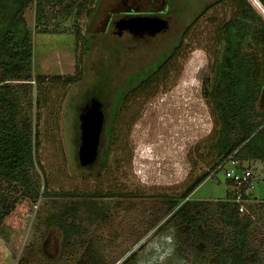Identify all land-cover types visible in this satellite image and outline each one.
Returning <instances> with one entry per match:
<instances>
[{
  "label": "rangeland",
  "instance_id": "rangeland-1",
  "mask_svg": "<svg viewBox=\"0 0 264 264\" xmlns=\"http://www.w3.org/2000/svg\"><path fill=\"white\" fill-rule=\"evenodd\" d=\"M214 1L90 0L86 9H93L91 15L83 11L75 20L52 6L47 10L52 33H37L34 4L23 12L31 29L32 74L46 77L40 85L31 84L41 194L36 202L20 198L0 225V264H75L81 251L62 249L61 233L50 219L81 200L78 193L87 192L97 193V202L111 215L96 230L97 250L108 264H121L133 252L126 264H211L208 256L181 242L175 226L165 223L169 215L161 216V207L214 162L218 125L203 96V81L210 78L222 49L216 29L233 11L225 0L202 12ZM247 1L264 19L260 2ZM165 8L167 28L155 35L114 33V22L126 11ZM185 30L165 78L152 93L122 99L171 53ZM54 75L74 80H51ZM91 97L101 102L104 121L95 161L81 166L78 115ZM256 107L264 111V87ZM248 166L253 176L247 193L264 200V163L255 160ZM230 189L220 169L190 196L221 200ZM253 208L251 243L259 246L264 260V205ZM157 217L162 218L152 225ZM166 236L172 237L171 244Z\"/></svg>",
  "mask_w": 264,
  "mask_h": 264
},
{
  "label": "trees",
  "instance_id": "trees-1",
  "mask_svg": "<svg viewBox=\"0 0 264 264\" xmlns=\"http://www.w3.org/2000/svg\"><path fill=\"white\" fill-rule=\"evenodd\" d=\"M222 1L225 0H215L202 12ZM227 1L233 11L216 29V42L222 49L212 65L210 78L203 81L206 85L202 90L218 125L212 145L214 162L179 195L162 201L161 216L169 215L165 223L175 226L181 242L208 256L211 264H264L259 246L251 243L256 224L253 207L255 204L263 206L264 202H244V211L240 212V204L232 199L237 195L240 199L254 198L249 196L246 186H237L227 179L233 189L221 200H196L190 196L203 180L220 170L230 156L242 164L255 160L264 163V111L256 107L264 87V19L247 0ZM89 2L0 0V225L20 198L36 202L41 194L40 179L35 172L39 134L32 123L31 84L40 85L46 77L32 74L31 29L23 12L34 4L37 33H52L54 31L47 28L49 7L59 6L56 12L75 20L83 11L91 15L93 9H86ZM186 30L159 66L130 87L122 99L128 94L152 93L153 87L165 78L167 64L176 56ZM50 79H63L66 83L74 80L59 75ZM35 102L38 106L40 101ZM78 195L81 200L65 205L50 219L61 233V247L81 251L75 264H108L97 250L96 230L110 220L111 215L97 202V193ZM160 218H155L151 224ZM133 255L134 252L121 264H126Z\"/></svg>",
  "mask_w": 264,
  "mask_h": 264
},
{
  "label": "water",
  "instance_id": "water-1",
  "mask_svg": "<svg viewBox=\"0 0 264 264\" xmlns=\"http://www.w3.org/2000/svg\"><path fill=\"white\" fill-rule=\"evenodd\" d=\"M258 1L264 8V0ZM167 25V20L164 18L135 16L116 20L114 27L117 34L127 29L136 35L143 33L153 35L165 30ZM78 120L80 128V143L77 149L78 161L81 166H88L95 161L98 154L100 135L104 121L101 102L97 98L91 97L79 113Z\"/></svg>",
  "mask_w": 264,
  "mask_h": 264
},
{
  "label": "built area",
  "instance_id": "built-area-1",
  "mask_svg": "<svg viewBox=\"0 0 264 264\" xmlns=\"http://www.w3.org/2000/svg\"><path fill=\"white\" fill-rule=\"evenodd\" d=\"M221 169H224L225 178L233 183L238 185H244L247 188V191L252 187L251 178L253 176L252 171L250 170L247 164H242L239 159L235 157H228L221 166ZM235 202L239 203V211H244V202H264V200H253L240 199L239 195L236 198L232 199Z\"/></svg>",
  "mask_w": 264,
  "mask_h": 264
},
{
  "label": "flooded vegetation",
  "instance_id": "flooded-vegetation-1",
  "mask_svg": "<svg viewBox=\"0 0 264 264\" xmlns=\"http://www.w3.org/2000/svg\"><path fill=\"white\" fill-rule=\"evenodd\" d=\"M166 10V8L165 9H162V10H159V11H157V12H152V11H149V12H147V13H138V12H136V11H134V9L133 10H130V11H126V12H124L123 13V15L120 17V18H129V17H135V16H151V17H159V18H164L162 15H163V12ZM120 18H118V19H120ZM117 19V20H118ZM164 19H166V18H164ZM167 20V19H166ZM116 22V21H115ZM115 22H114V24H115ZM115 28V27H114ZM114 33L116 34V35H118V36H120V35H122V34H124V33H128L129 35H131V36H133V37H145V36H150V34H148V33H143V34H141V35H136V34H133L132 32H130L129 30H127V29H125V30H122L119 34H117V31H116V29H114ZM159 33V32H158ZM155 34H157V33H155ZM155 34H153V35H155Z\"/></svg>",
  "mask_w": 264,
  "mask_h": 264
},
{
  "label": "clouds",
  "instance_id": "clouds-1",
  "mask_svg": "<svg viewBox=\"0 0 264 264\" xmlns=\"http://www.w3.org/2000/svg\"><path fill=\"white\" fill-rule=\"evenodd\" d=\"M164 239H165V241H166L168 244H171V243H172V237H171V236H166Z\"/></svg>",
  "mask_w": 264,
  "mask_h": 264
}]
</instances>
